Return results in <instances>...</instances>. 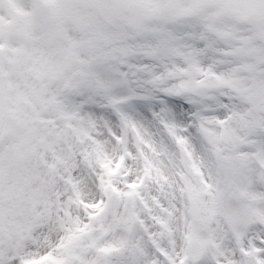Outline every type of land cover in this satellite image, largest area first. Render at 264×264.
<instances>
[{"label": "snow or ice", "instance_id": "obj_1", "mask_svg": "<svg viewBox=\"0 0 264 264\" xmlns=\"http://www.w3.org/2000/svg\"><path fill=\"white\" fill-rule=\"evenodd\" d=\"M0 264H264V0H0Z\"/></svg>", "mask_w": 264, "mask_h": 264}]
</instances>
